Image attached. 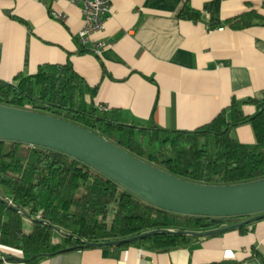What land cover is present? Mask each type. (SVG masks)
<instances>
[{
	"label": "crops",
	"instance_id": "0c3cea01",
	"mask_svg": "<svg viewBox=\"0 0 264 264\" xmlns=\"http://www.w3.org/2000/svg\"><path fill=\"white\" fill-rule=\"evenodd\" d=\"M188 5L200 18L180 17ZM64 14L63 20L52 12ZM254 11L264 0H112L99 54L82 46L79 5L68 0H0V79L33 73L43 63H70L90 85L94 105L121 109L128 120L193 130L214 118L232 98L264 101V24L235 29L226 20ZM246 115L254 105L241 106ZM255 142L250 124L231 131ZM6 257L15 260H7ZM27 256L0 244V264H26ZM35 264H264V218L194 238L180 248L154 251L134 245L94 246L45 257Z\"/></svg>",
	"mask_w": 264,
	"mask_h": 264
},
{
	"label": "trees",
	"instance_id": "16d2710c",
	"mask_svg": "<svg viewBox=\"0 0 264 264\" xmlns=\"http://www.w3.org/2000/svg\"><path fill=\"white\" fill-rule=\"evenodd\" d=\"M179 15L200 18L188 5ZM258 18L254 11L244 12L226 24L235 29L264 24V20L257 23ZM97 90L98 85L90 86L70 63H43L33 73H18L11 81L0 79V104L70 121L185 180L221 185L264 178L263 100L232 98L209 122L178 130L153 121L128 120L121 109L99 113L93 101ZM244 103L254 105L251 115L243 112ZM242 124L251 125L253 144L232 137L231 131ZM248 217H225L218 224L210 216L166 211L66 154L0 140V244L27 256L22 260L26 264L87 248V242L124 239L156 229L202 231ZM192 239L186 234L155 233L117 247L168 251L185 247Z\"/></svg>",
	"mask_w": 264,
	"mask_h": 264
},
{
	"label": "water",
	"instance_id": "95a60500",
	"mask_svg": "<svg viewBox=\"0 0 264 264\" xmlns=\"http://www.w3.org/2000/svg\"><path fill=\"white\" fill-rule=\"evenodd\" d=\"M0 140L66 154L145 203L166 211L210 216L218 224H222L225 217L249 216L208 230L156 229L124 239L87 242V247L119 246L155 233H178L199 238L264 218V178L221 185L185 180L131 155L89 129L52 115L0 104Z\"/></svg>",
	"mask_w": 264,
	"mask_h": 264
},
{
	"label": "built area",
	"instance_id": "2783aa9c",
	"mask_svg": "<svg viewBox=\"0 0 264 264\" xmlns=\"http://www.w3.org/2000/svg\"><path fill=\"white\" fill-rule=\"evenodd\" d=\"M73 5H79L82 14V26L77 33L78 42L82 46L90 45V51L99 54L104 46L103 41H96L92 37L103 29L105 21L111 13L112 0H68ZM52 17L63 20L64 14L53 11ZM99 113L108 111L106 105H95Z\"/></svg>",
	"mask_w": 264,
	"mask_h": 264
}]
</instances>
